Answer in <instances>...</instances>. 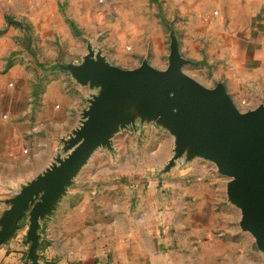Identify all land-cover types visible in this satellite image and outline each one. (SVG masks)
Instances as JSON below:
<instances>
[{
    "label": "crops",
    "instance_id": "obj_1",
    "mask_svg": "<svg viewBox=\"0 0 264 264\" xmlns=\"http://www.w3.org/2000/svg\"><path fill=\"white\" fill-rule=\"evenodd\" d=\"M1 8L0 69L22 41L17 36L22 34L13 28L18 22L6 21L5 14L11 12L24 19L21 25L31 29L24 41L32 44L29 52L10 56V65L0 75V128L7 130L3 138L16 155L26 141L44 144L47 159L34 169V176L28 162L10 183L0 184V218L8 208L6 199L49 165L54 152L48 149L55 147L56 138L60 141L79 124V111L87 101L88 90L60 68L38 71L34 84L22 85L31 74L23 71L21 61L38 55L34 43L67 41L72 38L71 28L83 29L88 43L110 63L133 68L114 61V53L95 47L91 37L97 29L107 28V35L118 45L139 39L157 58L162 12L169 23L184 29L190 48L189 53H180L186 59H215L214 85L222 82L238 107L264 105V0H0ZM136 50L142 51L143 46ZM138 139L148 159L156 165L167 163L173 137L154 122L137 121L135 127L115 133L111 148H103V154L110 161L120 154L131 157L138 151ZM164 174L166 177H157L141 189L122 186L123 194L118 198L87 194L83 184L74 190L82 189L77 196L69 195L74 178L53 211L40 221L37 264H264V254L257 250L254 238L238 227L240 211L219 196L221 175L207 161L181 158ZM91 184L94 192L97 184L111 188L110 181ZM117 199L119 207L113 211ZM88 205L92 206L88 210L97 214L95 221ZM24 220L0 245V264H33L27 257Z\"/></svg>",
    "mask_w": 264,
    "mask_h": 264
},
{
    "label": "water",
    "instance_id": "obj_2",
    "mask_svg": "<svg viewBox=\"0 0 264 264\" xmlns=\"http://www.w3.org/2000/svg\"><path fill=\"white\" fill-rule=\"evenodd\" d=\"M79 63L59 64L77 83L95 88L79 124L60 139L65 157L57 153L49 165L6 199L0 218V245L26 219L27 257L37 264L40 221L50 214L91 154L111 148L112 136L154 122L173 137L172 154L162 172L178 159L212 162L227 177V201L239 209L238 226L264 254V105L241 110L222 82L208 87L188 75L190 61L179 51L174 30L164 69L147 59L134 68L110 63L87 44Z\"/></svg>",
    "mask_w": 264,
    "mask_h": 264
},
{
    "label": "rangeland",
    "instance_id": "obj_3",
    "mask_svg": "<svg viewBox=\"0 0 264 264\" xmlns=\"http://www.w3.org/2000/svg\"><path fill=\"white\" fill-rule=\"evenodd\" d=\"M2 12L3 11L1 8V20L3 19ZM5 13L6 12H4L3 14ZM164 16V13L159 12L160 24L163 27H161L162 30L159 31L161 39L159 43V55L157 58H154L153 55L150 53L149 45H141L139 43V39H136L134 41H131V39H127L122 45H118L115 39H111L107 35V28L97 29L95 37H91V40H93V44L95 47L103 48L104 51H106L107 53H114V55H116L114 61L116 62L136 67L141 63L143 59H147L149 63L152 62L156 64L158 69H164L167 65L170 30H176L178 34L176 37L178 41V47L183 55L184 53H189L190 48V45L185 42L184 29L176 28L175 26H173V23H169V21ZM4 18L6 21H17L18 24H14L15 26H13V28L22 34V36L17 35L19 37L18 41H22L19 42V45L17 44V48L12 50L10 56H13L14 53L29 52V48L31 49L32 44L30 40L25 42L24 39L26 37H29L31 29H29L27 25H21L22 22L25 23L24 19H22L21 17H17L11 12H9L7 15L5 14ZM71 35L72 38H67V41H62L61 39H59V41H57L56 43L39 44L37 46L34 43L33 50H35V52H38V55H33L28 59L21 61V63L24 65L23 71H26V73L31 74L24 78L25 80L21 81L23 83L22 85H26L29 81L34 84V79L38 78V71H43L49 69L50 67L59 68V64L79 63L81 61L82 55L87 50V44H89L87 41V34L85 33V31H83V29L71 28ZM75 37H78L80 43H76L77 39ZM141 46H143V50L146 49L145 52L143 50H136L137 48H141ZM203 49L204 46L201 48V51H203ZM199 50L200 48L197 47V51ZM8 58L6 64H4L5 68L0 69L1 76L6 71V67L10 65L11 61ZM215 67V59L213 58V60L209 62L206 60L190 61L184 66L183 69L188 75L192 76L199 82H202L203 85L213 86L214 81L212 79V75L215 72ZM73 80L75 81V79ZM77 84L80 87L86 88L88 90V93L86 95L87 99L92 93L96 91L95 88H90L88 87V85H82L80 83ZM87 104L88 103L86 101L85 107L87 106ZM239 108L241 110H247L245 104H241V107ZM83 109L79 111V120L81 119V112L83 111ZM3 133H7V130L0 128V151H4V154L0 155V184L4 183L5 181L7 183H10L9 181L11 180V178L18 174L17 172L20 167H22L23 165L25 167H28V162L30 163V166L32 168L31 176H34V169L44 160L47 159V155L44 154V151H47L45 145L41 143L37 144L33 140L26 141L23 147L20 148V151H18V155H16L15 151L10 149V147L6 145L7 142L3 138ZM137 142L138 151L136 153L131 152V157L128 153L124 155L120 154L116 157V159L113 158L112 161H110V159L103 154V148H98L97 150H95L91 158L88 160L86 166H84L80 170V172L76 175L74 182L69 186V195L77 196L79 192H81V190L83 189L85 193L90 195L102 196L103 194L107 197L118 198L123 194L122 186L124 185H126L129 190H134L137 186L139 189H141L142 186H146L151 180H156L157 177H159L160 179L166 177V175H163L162 172V168L165 164L162 163L163 165H156L157 163H155L153 159L152 161L151 159H148L146 157V154L144 153L145 151L142 148L141 140L138 139ZM126 144H128L127 141ZM53 145L55 146L54 148L48 149L54 152L52 153L54 154L53 156H55L57 153L60 155V157H65L67 155L68 151L62 150V144L60 143V141H58V138L54 140ZM6 146L9 147L8 150L5 149ZM127 147H129V144L127 145ZM6 151L13 152V155H11L10 153L7 154ZM171 154L172 151L168 153V159L170 158ZM50 157L51 156H49L48 158ZM142 160L144 161V165H139V161ZM148 160H150L151 162ZM207 163H209L210 167H213L214 171H216L215 165L212 162L207 161ZM93 165H95L96 168H91ZM169 170L167 172H169ZM218 177L222 180L223 186L222 189L218 192L220 193L219 196L226 199L225 185L228 178L223 175ZM25 180L23 182L26 183L27 181ZM103 181H110L111 188H100V185L97 184L95 192L93 189H91V183ZM80 184L84 185L82 189L78 190L79 192H74L75 189L79 188L78 185ZM5 189L8 191L13 190L12 188ZM98 190H100V192H98ZM116 206L119 207L118 199L117 203L112 205L113 211L116 210ZM88 209H92V206L88 205L87 211L93 217L92 219L95 221V217L97 216V214H92V212ZM100 211H102L101 207ZM22 220L23 218L18 222V224H20ZM24 223L27 225L26 219L24 220ZM119 224L120 222L118 221L117 226H119ZM214 234L217 236L216 232H214Z\"/></svg>",
    "mask_w": 264,
    "mask_h": 264
},
{
    "label": "built area",
    "instance_id": "obj_4",
    "mask_svg": "<svg viewBox=\"0 0 264 264\" xmlns=\"http://www.w3.org/2000/svg\"><path fill=\"white\" fill-rule=\"evenodd\" d=\"M242 103H244V101H242Z\"/></svg>",
    "mask_w": 264,
    "mask_h": 264
}]
</instances>
